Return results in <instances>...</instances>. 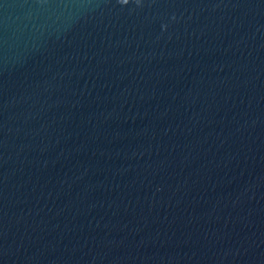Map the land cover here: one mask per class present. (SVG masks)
<instances>
[{"label": "water", "instance_id": "1", "mask_svg": "<svg viewBox=\"0 0 264 264\" xmlns=\"http://www.w3.org/2000/svg\"><path fill=\"white\" fill-rule=\"evenodd\" d=\"M0 264H264V0H0Z\"/></svg>", "mask_w": 264, "mask_h": 264}, {"label": "snow or ice", "instance_id": "2", "mask_svg": "<svg viewBox=\"0 0 264 264\" xmlns=\"http://www.w3.org/2000/svg\"><path fill=\"white\" fill-rule=\"evenodd\" d=\"M122 2H123L124 4H127V3H128V0H122Z\"/></svg>", "mask_w": 264, "mask_h": 264}]
</instances>
